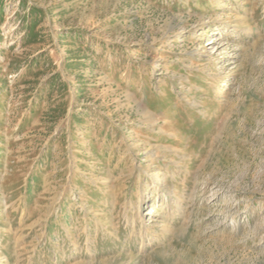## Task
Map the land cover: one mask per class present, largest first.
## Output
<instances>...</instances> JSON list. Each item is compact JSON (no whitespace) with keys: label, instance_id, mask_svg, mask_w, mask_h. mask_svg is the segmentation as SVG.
<instances>
[{"label":"rangeland","instance_id":"obj_1","mask_svg":"<svg viewBox=\"0 0 264 264\" xmlns=\"http://www.w3.org/2000/svg\"><path fill=\"white\" fill-rule=\"evenodd\" d=\"M0 264H264V0H0Z\"/></svg>","mask_w":264,"mask_h":264},{"label":"bare ground","instance_id":"obj_2","mask_svg":"<svg viewBox=\"0 0 264 264\" xmlns=\"http://www.w3.org/2000/svg\"><path fill=\"white\" fill-rule=\"evenodd\" d=\"M175 80H176V78H179L178 76H174L173 77ZM184 80V79H183ZM192 105L191 106H195L196 105V103L194 102V103H191ZM198 106V105H197ZM144 115V114H143ZM150 117V116H149ZM147 169H148V167L146 168V171H147ZM145 171V172H146ZM148 201H150L148 198H147V201L146 202H148ZM62 228H63V232L64 233H69V232H71V229H73L71 226H69V225H62Z\"/></svg>","mask_w":264,"mask_h":264}]
</instances>
